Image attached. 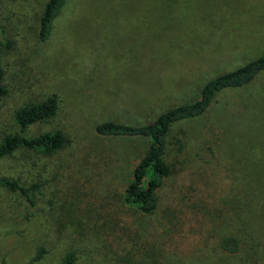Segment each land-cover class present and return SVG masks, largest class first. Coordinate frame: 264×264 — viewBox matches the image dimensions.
<instances>
[{"label":"rangeland","instance_id":"obj_1","mask_svg":"<svg viewBox=\"0 0 264 264\" xmlns=\"http://www.w3.org/2000/svg\"><path fill=\"white\" fill-rule=\"evenodd\" d=\"M44 2L0 0L7 89L0 97V140L16 130L18 108L55 93L56 115L27 134L61 129L71 145L52 157L16 152L0 159V177L41 185L34 206L0 185V264H62L69 250L74 264H264V70L243 86L218 92L202 115L171 127L166 161L178 172L148 217L123 200L148 140L119 139L115 154L105 157L69 151L89 141L97 122H150L196 100L210 78L261 55L264 0H67L51 36L41 41ZM85 154L86 166L70 164ZM220 176L223 182L216 183ZM172 186L182 188L175 204L192 207L164 242L161 225ZM97 213L130 223L138 238L151 231L160 242L142 243L129 257L96 233L79 240L76 220ZM227 237L236 240L235 251L221 247Z\"/></svg>","mask_w":264,"mask_h":264},{"label":"trees","instance_id":"obj_2","mask_svg":"<svg viewBox=\"0 0 264 264\" xmlns=\"http://www.w3.org/2000/svg\"><path fill=\"white\" fill-rule=\"evenodd\" d=\"M66 1L45 0L38 22L39 40L45 41L51 36L53 23L65 6ZM263 70L264 52L231 71L210 78L202 85L200 96L196 100L165 110L150 122L138 125L112 120L97 122L92 125L87 133V141H89L78 142L72 145L73 147L69 151L75 156L85 153V151H91L100 157H105L115 154L113 148L119 139L139 137L148 140V148L135 164L132 170V178L123 190V200L130 204L140 217H148L160 207L163 189L169 185V181L178 172L177 168L166 161L167 137L171 127L179 121L202 115L209 108L218 92L226 88L243 86ZM3 79L4 70L0 67V97L5 96L7 93ZM59 102V96L53 93L46 96L42 101L30 102L18 108L14 112L16 130L5 133L0 140V159L11 157L16 152L22 156H27L30 153V157L37 156V158L62 155L66 151L67 145H71V140L65 136L61 129L53 132L44 131L33 136L27 134V130L31 125L53 118L59 108ZM70 160V164L78 162L80 167L86 166L89 162L86 154ZM70 164L67 161L65 168L71 169ZM219 180L223 182L222 176L215 182L218 183ZM0 185L10 191L21 193L31 205L37 204L35 194L40 191V183L23 184L17 178L1 176ZM177 188L182 189L181 187L172 186L169 190L172 198L168 200L165 208L163 220L165 225H161L163 228L161 236H163L164 242L172 239L174 233L179 230V227H176L177 223L183 224L185 222L184 220L189 214L188 209L192 207L191 204H188L186 208L182 209L179 207L180 204H175L176 193H179ZM76 221L80 229L75 230L74 235L79 240L86 238L87 233H96L100 238L99 241L103 242L104 245L114 251L121 248L124 254L129 257L132 256V252L138 250L142 243L160 242L157 239L158 236L154 238L151 231L150 235L144 236V239L138 238V229H130V223L122 222L118 216L97 213L96 216L87 217L86 220L83 216ZM58 224L64 229L68 228L65 226L66 224ZM127 244L130 247H127ZM220 244L226 251L237 249V242L233 237L224 238ZM42 254L43 250H40L34 260L39 259ZM75 259V252L69 250L64 254L62 264H74ZM155 260L153 258L154 262ZM150 264L152 263L150 262Z\"/></svg>","mask_w":264,"mask_h":264}]
</instances>
